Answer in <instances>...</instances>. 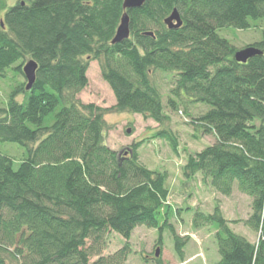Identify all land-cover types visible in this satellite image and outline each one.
<instances>
[{"label": "trees", "instance_id": "1", "mask_svg": "<svg viewBox=\"0 0 264 264\" xmlns=\"http://www.w3.org/2000/svg\"><path fill=\"white\" fill-rule=\"evenodd\" d=\"M124 1L16 0L8 7L0 0V80L10 71L25 79L0 106V145L24 152L17 161L0 149V264H127L139 227L158 231L159 247L169 231L183 262L191 242L176 231L183 213L192 214L195 229L213 232V264H264V54L236 62L239 49L218 33L264 19V0H149L129 11ZM175 9L182 26L171 30L165 21ZM125 13L130 38L113 44ZM248 46L264 51V40ZM30 60L39 67L28 90ZM93 61L115 95L110 109L78 99ZM157 74L170 77L166 95ZM190 105L205 113L193 116ZM182 110L197 133L214 137L189 155L183 176L222 197L248 196L245 222L261 233L257 244L237 234L217 205L213 213L173 208L166 175L138 158L144 140L128 153L108 143L107 114H138L159 124L153 136L177 152L163 126L172 120L167 111ZM113 236L125 245L105 254Z\"/></svg>", "mask_w": 264, "mask_h": 264}, {"label": "rangeland", "instance_id": "2", "mask_svg": "<svg viewBox=\"0 0 264 264\" xmlns=\"http://www.w3.org/2000/svg\"><path fill=\"white\" fill-rule=\"evenodd\" d=\"M16 0H7L8 7H12ZM252 27L247 31L226 28L219 30L221 37L227 38L239 50L247 49L251 44L259 43L264 40V19L251 20ZM87 73L89 86L78 96L84 104H94L106 109L112 108L116 103L115 95L110 86L104 81L101 74L100 64L93 61ZM5 80H0V106L7 103L8 97L17 84L25 83V79L13 71L7 73ZM156 84L161 92L166 95L171 87L170 77L163 74L154 76ZM165 97V96H164ZM19 99L23 100L22 97ZM184 110V108H182ZM182 110V111H183ZM205 108L201 105H190L188 111L193 116L198 117L205 113ZM185 111V110H184ZM184 111L182 113H184ZM170 114L171 122H166L163 128L171 131L177 139V152H174L170 143L162 138L154 137L156 129L160 125L152 120L144 119L138 114L111 113L107 114L106 120L111 129L108 133V143L110 147L118 152H131L135 143L142 142L137 153L142 164L152 171L160 172L166 175V188L170 189V201L173 208H200L206 213H213L215 206H219L225 217L232 223H236L237 232L247 237L254 244L260 241V234L253 232L244 225L245 219L250 212V198L234 190L231 197L218 195L212 188H207L196 179L194 182H187L183 176V170L190 154L200 153V151L209 147L214 142V137L204 136L197 133L188 123L187 115L180 113ZM0 149L12 155L17 161L24 156L22 148L13 144L0 145ZM191 215L185 213L181 216V223L176 221V231L181 237H190V244L186 248V261H181L174 249V241L169 231L164 232L162 236L163 244L159 247V232L154 229L139 227L133 233L130 240L132 251L127 264H155L156 252L164 264H213L218 256L217 244L211 230L195 229ZM174 220V218H173ZM110 247L105 254L115 253L122 248L124 242L119 236H113L110 241ZM146 256L151 258L146 261ZM94 261V260H93Z\"/></svg>", "mask_w": 264, "mask_h": 264}, {"label": "water", "instance_id": "3", "mask_svg": "<svg viewBox=\"0 0 264 264\" xmlns=\"http://www.w3.org/2000/svg\"><path fill=\"white\" fill-rule=\"evenodd\" d=\"M149 0H125L123 4V9L125 11L140 9L144 6ZM121 24L119 25L117 35L113 39V44H118L130 38L131 30H130V20L127 13H125L121 18ZM166 25L169 29H179L182 26V18H180L179 12L177 9L174 10L172 15L168 17L165 21ZM4 26V25H3ZM264 54V51L257 49L253 46H249L247 49L238 50L235 54L234 58L236 62L247 63L249 59L254 58L255 56H259ZM25 78L28 80V84L26 88L31 90L36 82V72L38 70L37 62L30 60L24 66ZM156 258L159 257L158 251L156 252Z\"/></svg>", "mask_w": 264, "mask_h": 264}, {"label": "crops", "instance_id": "4", "mask_svg": "<svg viewBox=\"0 0 264 264\" xmlns=\"http://www.w3.org/2000/svg\"><path fill=\"white\" fill-rule=\"evenodd\" d=\"M250 204V203H249ZM250 210H251V208H250ZM223 213V217L224 218H226L225 217V212H222ZM250 213V212H249ZM249 215V214H248ZM228 221H230V219H228V218H226ZM248 219V216H247V218L245 219V221ZM231 222V221H230ZM232 223V222H231ZM244 225H246L248 228H250L251 230H252V228L251 227H249L247 224H246V222H244ZM237 226V224L235 223H232L231 224V228H233V230L237 233V234H239L240 236H242L243 238H245V236H243V235H241L239 232H237V230H236V227ZM253 231V230H252ZM253 232H255V231H253ZM256 233V232H255ZM247 238V237H246ZM248 239V238H247ZM250 242H251V240L250 239H248ZM251 243H253V242H251ZM254 244V243H253ZM217 248V247H216ZM219 259V255L217 256V258H216V260H215V262L217 261Z\"/></svg>", "mask_w": 264, "mask_h": 264}]
</instances>
